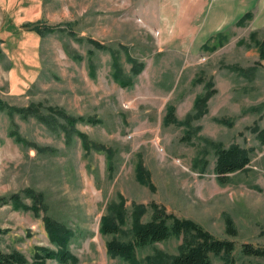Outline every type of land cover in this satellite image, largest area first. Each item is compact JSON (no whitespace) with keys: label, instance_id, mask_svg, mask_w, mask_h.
<instances>
[{"label":"rangeland","instance_id":"rangeland-1","mask_svg":"<svg viewBox=\"0 0 264 264\" xmlns=\"http://www.w3.org/2000/svg\"><path fill=\"white\" fill-rule=\"evenodd\" d=\"M226 16L233 19L222 27ZM42 20L56 32L26 27ZM218 34L228 39L221 43ZM263 42L264 0H0V101L97 122L77 123L67 134L0 110V197L18 195L31 206L32 190L46 202V209L37 204L39 213L0 207V249L30 263L37 248L58 249L46 231L49 218L73 231L77 264H130L108 251L113 239H130V223L117 236L101 232L104 216L123 200L130 211L148 206L144 222L156 204L234 242L235 264H264L242 254L245 244L264 249V144L252 131L264 130ZM170 107L174 120L167 122ZM231 146L251 162L223 184L217 152ZM227 216L236 236L226 231ZM185 245L184 235L172 237L137 257L173 258Z\"/></svg>","mask_w":264,"mask_h":264},{"label":"trees","instance_id":"trees-1","mask_svg":"<svg viewBox=\"0 0 264 264\" xmlns=\"http://www.w3.org/2000/svg\"><path fill=\"white\" fill-rule=\"evenodd\" d=\"M252 15L249 13L245 15L238 22V26H244L246 20H249ZM73 24L67 23V28L70 30ZM32 30L39 33L41 36L52 34L56 32L55 27L47 26L44 21H39L26 25ZM220 42L228 39L223 34H218ZM211 40V39H210ZM219 42V43H220ZM97 46H102L99 43L93 42ZM260 46L261 58L264 59V42ZM136 70V69H135ZM123 86H130L129 83L116 78ZM212 86L211 84H207ZM217 91H212L211 95H215ZM206 106L202 103V99H196L195 108L200 115L203 114L202 108ZM41 104H31L27 107L18 109L11 107L8 104L0 101V110H7L11 117L16 114H23L24 116L34 117L42 124L50 126L54 129L59 125L64 132L69 134L74 131L77 123H97L94 119H85L83 117L74 118L66 111L48 107L45 111L41 110ZM174 120V109L169 108L166 116V121ZM220 121V120H219ZM253 132H258L261 142L264 144V130L254 127ZM84 147L89 149V141L86 136L80 134ZM17 141L24 142L23 139L14 134ZM98 150L102 148L97 147ZM110 157L111 151L104 148ZM250 158L245 151L238 146H231L229 148L220 149L217 152V159L215 165V174L220 183H226L231 174L244 170L250 164ZM142 180L144 176H140ZM26 196L31 198L33 204L27 205L22 203L21 197L12 195L9 197H0V207L12 204L15 208L23 210H31L34 213H39V205L46 209V202L43 193H38L30 190ZM38 204V206H37ZM152 219L148 222L143 221V217L148 212V206L144 204L135 205L132 211L128 210L126 203L121 200L118 205H114L109 209V212L102 219L101 232L105 235L117 236L121 233L122 228L128 223L131 225L130 239L121 242L113 239L108 244V251L114 257H120L130 262V264H213L212 256L222 257L225 260L224 264H235L234 252L236 250L235 243L228 240H220L214 238L209 232L202 229L200 226L190 222L178 219L172 215H168L164 210H159L158 205L154 204ZM46 231L52 244L56 245L58 249L54 250L47 247H39L32 256L30 263L28 258L21 252L14 250L12 252H4L0 249V264H48L49 261H57L60 264H77V258L71 254L69 244L73 237V231L64 224L56 222L47 218ZM130 221V222H129ZM226 231L231 236L237 235L234 221L231 217H226ZM6 230L0 228V238L5 235ZM184 235L186 237V245L184 249L173 258H164L162 256H148L144 261H140L137 257V251L157 243H162L172 237H179ZM242 254L245 256L264 257L263 248H255L251 244L242 246Z\"/></svg>","mask_w":264,"mask_h":264},{"label":"crops","instance_id":"crops-1","mask_svg":"<svg viewBox=\"0 0 264 264\" xmlns=\"http://www.w3.org/2000/svg\"><path fill=\"white\" fill-rule=\"evenodd\" d=\"M226 18H227V20L226 21L225 20L223 21L222 27H224V25H226V24H228L227 26H229L230 25V21L233 19V17L232 18H229L227 16H226ZM214 26H215V24L213 25V29H214ZM219 31H222V30L219 29L216 32H219Z\"/></svg>","mask_w":264,"mask_h":264}]
</instances>
